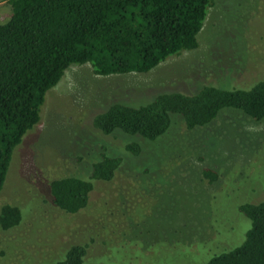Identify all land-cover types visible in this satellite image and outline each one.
<instances>
[{
	"label": "rangeland",
	"instance_id": "obj_1",
	"mask_svg": "<svg viewBox=\"0 0 264 264\" xmlns=\"http://www.w3.org/2000/svg\"><path fill=\"white\" fill-rule=\"evenodd\" d=\"M10 13L0 0V25ZM196 39L194 50L142 75L100 77L87 64L63 72L12 151L0 207H17L21 220L0 230V264H53L72 245H86L82 264H203L242 241L248 221L237 206L259 202L264 187V120L223 109L187 131L173 115L151 142L90 126L113 103L137 107L159 93L228 90L264 78V0H211ZM131 142L140 146L136 156L120 151ZM103 146L122 157L113 178L92 183L81 211L56 209L48 181L85 179ZM206 169L217 175L212 183L201 178Z\"/></svg>",
	"mask_w": 264,
	"mask_h": 264
},
{
	"label": "trees",
	"instance_id": "obj_2",
	"mask_svg": "<svg viewBox=\"0 0 264 264\" xmlns=\"http://www.w3.org/2000/svg\"><path fill=\"white\" fill-rule=\"evenodd\" d=\"M11 10L0 25V189L13 149L39 120L44 95L70 66L89 65L94 75L146 74L169 57L197 47L211 0H2ZM237 88V89H236ZM223 109L254 122L264 120V78L244 87L204 85L192 94L159 93L137 107L113 103L90 119L102 136L114 132L154 141L165 133L170 117L190 131L211 123ZM122 146V145H121ZM136 156L138 143L125 144ZM122 157L102 153L90 162L87 177L48 181L51 204L65 214L87 205L94 181L109 182ZM208 183L211 170L200 171ZM248 221L242 241L203 264H264V187L259 202L237 206ZM21 220L17 207H0V230ZM86 245H72L53 264H82ZM1 255V252H0Z\"/></svg>",
	"mask_w": 264,
	"mask_h": 264
}]
</instances>
